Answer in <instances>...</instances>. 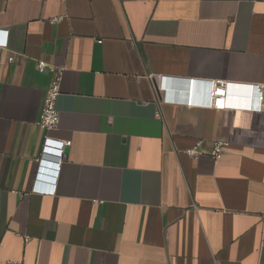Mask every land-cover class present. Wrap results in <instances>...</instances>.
<instances>
[{"label":"crops","instance_id":"crops-1","mask_svg":"<svg viewBox=\"0 0 264 264\" xmlns=\"http://www.w3.org/2000/svg\"><path fill=\"white\" fill-rule=\"evenodd\" d=\"M7 36L0 264H264V0H0ZM39 60L64 68L56 181L37 182ZM193 80L232 103L254 86L256 109L185 104Z\"/></svg>","mask_w":264,"mask_h":264},{"label":"built area","instance_id":"built-area-1","mask_svg":"<svg viewBox=\"0 0 264 264\" xmlns=\"http://www.w3.org/2000/svg\"><path fill=\"white\" fill-rule=\"evenodd\" d=\"M42 1V0H37ZM7 33V31H6ZM9 40L8 36L5 40L0 41V48H8ZM9 61H14L16 56L14 54L9 55ZM37 67L39 69H46L49 67L51 72V81L44 96L43 105L40 116L37 121V125L44 132L41 144V151L38 157V181L44 176V171L51 170L56 176H51V181H56L59 172L61 171L62 163L66 158L65 149L70 147L72 140H66L57 138L50 135V132L56 129L60 123V112L56 106L57 99L61 91V82L63 78L64 68L59 66H48L44 60H39ZM206 87L205 97L196 98L195 88L197 87L196 81H192V88L186 91V94L182 101L189 105H202L221 107L226 109H245L253 111L256 109V104L253 101V94L255 93V87L249 86V94L246 102L232 103L229 101V84L225 80H207L203 83ZM204 140L200 139L197 142L185 149V153L194 158H198L204 154L203 149ZM226 142L217 140L213 143L212 150L210 152L214 159H218L223 154ZM36 190L40 192H54L55 188H45L36 186ZM28 239L29 237L26 236Z\"/></svg>","mask_w":264,"mask_h":264},{"label":"water","instance_id":"water-1","mask_svg":"<svg viewBox=\"0 0 264 264\" xmlns=\"http://www.w3.org/2000/svg\"><path fill=\"white\" fill-rule=\"evenodd\" d=\"M68 149H69L68 147L65 149V153H67V152H68Z\"/></svg>","mask_w":264,"mask_h":264}]
</instances>
